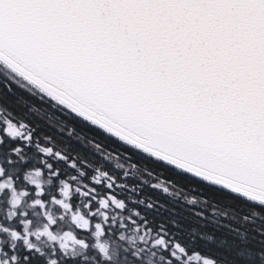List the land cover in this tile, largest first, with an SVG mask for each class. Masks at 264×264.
Wrapping results in <instances>:
<instances>
[{
	"label": "snow or ice",
	"instance_id": "snow-or-ice-1",
	"mask_svg": "<svg viewBox=\"0 0 264 264\" xmlns=\"http://www.w3.org/2000/svg\"><path fill=\"white\" fill-rule=\"evenodd\" d=\"M0 264H264V0H0Z\"/></svg>",
	"mask_w": 264,
	"mask_h": 264
},
{
	"label": "trees",
	"instance_id": "trees-1",
	"mask_svg": "<svg viewBox=\"0 0 264 264\" xmlns=\"http://www.w3.org/2000/svg\"><path fill=\"white\" fill-rule=\"evenodd\" d=\"M29 118L31 120H33V121H36V122H39V123L44 124V126L47 128V124L44 121V118L43 117H41V116H39V115H37L35 113H32V114H30V117H26V119H29ZM73 143H75V141H73ZM120 162L124 163L123 160H121ZM112 163H113V166H114L115 161H113ZM161 178L162 179H165V180L173 179V177L171 175H168V174H165ZM177 190L179 191V196L176 199H178V201L180 203H182L185 208H192L194 210H199V206L198 205H195V206L188 205L186 203V201L184 200V196L185 195H187V196H203V195H206V194H202V193H199V192L192 191L187 185H182V184L177 186ZM156 195H160V194L157 193ZM161 199H167V197H163L161 195ZM220 207L222 208L223 205L221 204ZM207 211L208 212H211L212 209L211 208H208Z\"/></svg>",
	"mask_w": 264,
	"mask_h": 264
},
{
	"label": "clouds",
	"instance_id": "clouds-1",
	"mask_svg": "<svg viewBox=\"0 0 264 264\" xmlns=\"http://www.w3.org/2000/svg\"><path fill=\"white\" fill-rule=\"evenodd\" d=\"M187 198H188V199H192V196H188Z\"/></svg>",
	"mask_w": 264,
	"mask_h": 264
}]
</instances>
